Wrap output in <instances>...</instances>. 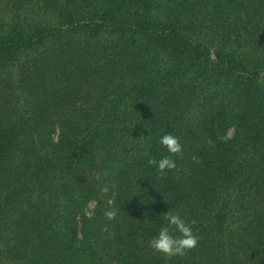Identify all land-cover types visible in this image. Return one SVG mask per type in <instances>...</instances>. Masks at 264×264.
I'll return each mask as SVG.
<instances>
[{
	"label": "trees",
	"instance_id": "16d2710c",
	"mask_svg": "<svg viewBox=\"0 0 264 264\" xmlns=\"http://www.w3.org/2000/svg\"><path fill=\"white\" fill-rule=\"evenodd\" d=\"M0 264H264V0H0Z\"/></svg>",
	"mask_w": 264,
	"mask_h": 264
},
{
	"label": "rangeland",
	"instance_id": "374dc122",
	"mask_svg": "<svg viewBox=\"0 0 264 264\" xmlns=\"http://www.w3.org/2000/svg\"><path fill=\"white\" fill-rule=\"evenodd\" d=\"M55 138L58 137V133L54 135ZM96 209V202H90L86 208L87 216L91 217Z\"/></svg>",
	"mask_w": 264,
	"mask_h": 264
}]
</instances>
